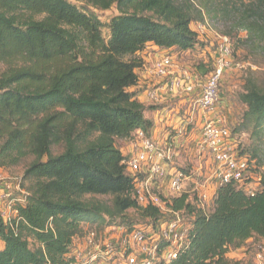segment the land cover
Here are the masks:
<instances>
[{
    "label": "trees",
    "instance_id": "16d2710c",
    "mask_svg": "<svg viewBox=\"0 0 264 264\" xmlns=\"http://www.w3.org/2000/svg\"><path fill=\"white\" fill-rule=\"evenodd\" d=\"M247 1L241 23L264 39V0ZM85 2L0 0V168L34 157L22 177L30 195L18 205L24 219L18 235L0 214V264H68L85 224L133 226L139 218L157 224L165 217L160 208L139 203L137 179L125 163L128 149L117 141L132 142L139 129L152 137L150 107L133 89L146 65L141 52L151 45L194 50L200 40L192 23L202 12L191 0ZM114 6L118 14L108 23L94 10ZM208 60L203 64L212 65ZM239 100L246 108L242 124L261 135L264 90L248 79ZM55 147L62 152L54 154ZM248 156V182L257 181V189L219 186L209 214L187 193L164 197L167 208L194 215L189 247L166 264H238L232 251L264 242V171L256 154Z\"/></svg>",
    "mask_w": 264,
    "mask_h": 264
},
{
    "label": "built area",
    "instance_id": "2783aa9c",
    "mask_svg": "<svg viewBox=\"0 0 264 264\" xmlns=\"http://www.w3.org/2000/svg\"><path fill=\"white\" fill-rule=\"evenodd\" d=\"M199 29L205 31L206 26L199 24ZM211 62V70L202 78L196 69L180 66L170 50L160 49L148 68L167 94L178 95L188 104L183 118L200 130L196 146L202 158L211 162L214 179L212 185L199 189L202 201H212L216 189L227 183L245 185L248 193L258 186L257 181L248 182L249 156L240 152L233 131L218 112L225 76L238 65L229 37L220 38ZM148 96L153 101L161 99L156 90H150ZM177 111L181 114V109ZM131 146L124 154L129 173L137 179L135 195L141 205L156 206L165 217L157 224L116 223L103 229L88 228L84 235L74 237L68 264H166L189 247L191 222H186L181 212L167 208L164 200L182 194L189 179L173 161V144L168 140L160 144L139 129ZM29 195L22 179L8 176L0 168V214L15 235L24 221L18 205H24ZM167 212L171 218L166 217ZM245 264H264V242L256 246L253 262Z\"/></svg>",
    "mask_w": 264,
    "mask_h": 264
},
{
    "label": "rangeland",
    "instance_id": "374dc122",
    "mask_svg": "<svg viewBox=\"0 0 264 264\" xmlns=\"http://www.w3.org/2000/svg\"><path fill=\"white\" fill-rule=\"evenodd\" d=\"M78 6L85 5V0H70ZM196 9L202 12L203 18L192 23V28L197 31L200 44L192 51L183 53L177 50H171L176 62L180 66L196 69L202 78H206L212 65H204L206 56L202 48L208 46L215 50L218 41L222 36L230 38L235 62L238 64L232 70L228 71L222 84V100L218 106L219 115L234 133L238 143L246 155H257L258 163L261 164L264 171V132L258 135L253 131L252 124L243 123V113L245 106L240 102L239 95L244 91L246 81L253 79L259 87L264 90V39H260L241 23V17L249 9L247 0H191ZM96 14L104 23H108L111 18L118 14L116 7L109 10L94 9ZM252 20V19H251ZM199 24L206 26L205 31L199 29ZM261 25H264L261 23ZM105 37H109V30L104 28ZM150 51H153L151 49ZM208 55H210L208 53ZM208 60V59H207ZM203 67L200 68L199 66ZM3 68V67H2ZM2 68L0 70H2ZM182 104H186L184 101ZM188 105V104H187ZM181 109V116H185L186 109L174 105ZM182 130L169 127L167 132L173 144L175 152L173 161L179 169H182L189 179L186 182V188L183 193L189 195L191 203L197 210L209 214L212 210L211 201H202L199 197V189L212 185L214 179L212 176V164L209 159H203L196 146L195 138L200 130L193 124L184 123ZM170 141V140H169ZM117 145L120 149H131V142L118 140ZM62 147H55L54 154L62 152ZM256 159V158H255ZM34 160V157L27 158L23 163L16 167L4 169L8 176L22 179L25 168ZM209 179L208 183L207 180ZM90 197H88L89 199ZM98 200H108V197H95ZM183 219L190 223L194 215L182 211L180 213ZM128 215L137 218V212L130 210ZM167 218H171L170 212L166 213ZM139 223H153L152 220L138 219ZM92 226V227H90ZM105 224L94 223L85 224V228L101 229ZM253 240L250 241L245 251H236L231 253L238 264L251 263L255 257L256 246ZM242 259V260H240Z\"/></svg>",
    "mask_w": 264,
    "mask_h": 264
},
{
    "label": "crops",
    "instance_id": "0c3cea01",
    "mask_svg": "<svg viewBox=\"0 0 264 264\" xmlns=\"http://www.w3.org/2000/svg\"><path fill=\"white\" fill-rule=\"evenodd\" d=\"M151 49H153V51H150ZM202 50L206 58L208 59L210 56L212 61L214 51L209 49L208 46L203 47ZM208 53L210 55H208ZM141 55L143 56L146 65L144 68L138 70L140 82L138 86L133 89L139 90V99L147 107H150L146 111V116L154 121V127L151 132L152 138L160 144L165 143L167 140H170L169 142L172 143L170 134L167 132L168 128L173 127L174 129L178 128L179 130H182L185 126L184 116H181L178 113V108L174 107V105L181 107L183 105L184 109H186V107L188 108V105L187 103L182 104L184 100L178 95L167 94L165 89L161 88L162 85L160 86V80H156L148 71L151 63L158 57V55H160V48L151 45L148 49L141 52ZM207 59L204 62L209 61ZM150 90H156L161 99L159 101L151 100L148 96Z\"/></svg>",
    "mask_w": 264,
    "mask_h": 264
}]
</instances>
